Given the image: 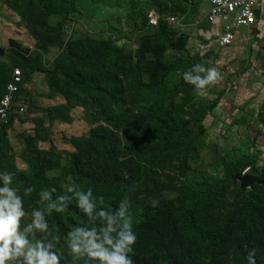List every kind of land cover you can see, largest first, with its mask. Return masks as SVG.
I'll list each match as a JSON object with an SVG mask.
<instances>
[{
  "label": "trees",
  "instance_id": "obj_1",
  "mask_svg": "<svg viewBox=\"0 0 264 264\" xmlns=\"http://www.w3.org/2000/svg\"><path fill=\"white\" fill-rule=\"evenodd\" d=\"M8 1L10 7L21 4L32 11L37 56L31 59L29 50L11 39L7 49L0 47V98L14 68L22 78L15 101L29 96L23 88L29 74L43 73L52 91L64 98L62 108H82L94 125L88 135L72 139L74 150L69 153L54 146L38 149L43 138L26 137L25 152L34 156L33 166L17 172L7 133L12 115L6 124L0 123V172L12 173L24 201L26 215L20 226L30 220L33 208L42 207L39 191L55 189V198L71 177L83 190L91 187L94 195L103 196L100 207L106 210L128 197L137 234L129 254L133 264H247L252 248L257 264H264V163L258 165L247 150L215 161L219 179L194 167L204 148L202 124L211 103L199 99L183 81L182 73L202 57L186 53V37L166 20L186 15L187 0ZM79 1L135 10L133 28L143 35L134 57L109 39L85 35L64 43L67 18ZM144 9L160 17L156 26L148 23ZM51 18L58 20L50 24ZM50 45L61 48L52 70L41 65ZM258 122L253 147L257 137L264 138V112ZM244 172L256 176L257 182L241 189L236 177ZM28 186L33 192L24 195ZM46 219L49 233L58 238L61 264H85L63 243L72 226L87 222L75 202Z\"/></svg>",
  "mask_w": 264,
  "mask_h": 264
},
{
  "label": "rangeland",
  "instance_id": "obj_2",
  "mask_svg": "<svg viewBox=\"0 0 264 264\" xmlns=\"http://www.w3.org/2000/svg\"><path fill=\"white\" fill-rule=\"evenodd\" d=\"M204 0H187L188 13L184 19L183 28H191V21L199 12L200 3ZM193 5L197 12L194 13ZM146 10L144 9L143 12ZM148 17L154 13L146 11ZM135 10L127 7H104L79 1L76 11L67 19L64 43L77 37L88 35L97 39H109L123 49L132 52L138 49V42L143 31L133 28ZM180 18V19H182ZM179 19V18H178ZM58 19L51 18L50 24ZM182 22V23H183ZM190 24V25H189ZM176 27V24H172ZM34 19L32 11L19 4L10 7L8 0H0V47L7 49L9 39L17 42L23 49L29 50L31 59H35L37 51L32 38ZM186 37L185 50L190 56L195 53V46ZM200 41V39H198ZM199 42H197L198 44ZM61 48L50 45L42 54L41 65L52 70L54 59L60 54ZM256 58L247 52H240L239 46L230 53L217 50L201 59L206 67H216L220 79L199 99L211 103L209 112L203 121V150L196 166L206 176L219 179L220 168L214 166L216 160L226 158L231 153L242 155L249 150L258 159V165L264 163V138L257 137L253 147L252 138L259 124L258 118L264 112V53L260 51ZM172 55L168 53L166 56ZM30 65H34L31 60ZM35 66V65H34ZM28 97H18L13 102L12 120L7 129L8 139L13 152L12 166L17 172H24L33 166L34 156L26 153L24 140L26 137L39 135L43 139L37 143L38 149H49L54 146L60 151L72 152L71 141L74 138L86 136L94 126L90 122L88 112L75 106L68 110L62 107L65 100L62 95L54 93L49 86V78L43 73L34 72L23 84ZM64 100L57 103V98ZM23 111L19 112V108ZM243 174L255 177L253 174Z\"/></svg>",
  "mask_w": 264,
  "mask_h": 264
},
{
  "label": "clouds",
  "instance_id": "obj_3",
  "mask_svg": "<svg viewBox=\"0 0 264 264\" xmlns=\"http://www.w3.org/2000/svg\"><path fill=\"white\" fill-rule=\"evenodd\" d=\"M182 79L203 96L220 79V74L216 67L195 63L182 73ZM67 179L62 193L55 198V189L38 192L42 207L33 208L30 220L21 227V218L26 215L24 201L13 185L12 173L0 172V264H61L58 238L49 233L46 217L66 211L72 201L87 218L85 224L72 226L64 238L73 258H84L85 264H133L129 254L137 234L132 227L128 197L123 196L114 209L106 210L100 207L104 204L103 196L94 195L91 187L83 190L71 177ZM32 192V186L24 189V195ZM150 203L155 207L157 201L152 199ZM255 254V248L247 252V264H257Z\"/></svg>",
  "mask_w": 264,
  "mask_h": 264
},
{
  "label": "built area",
  "instance_id": "obj_4",
  "mask_svg": "<svg viewBox=\"0 0 264 264\" xmlns=\"http://www.w3.org/2000/svg\"><path fill=\"white\" fill-rule=\"evenodd\" d=\"M264 0H209V7L205 16L210 26L207 39L212 40L218 48L230 46L235 40L239 29L250 27L255 24L256 12L262 6ZM160 17L151 15L148 23L156 26ZM169 24H176L177 19H166ZM200 52L204 53L205 46L200 45ZM22 85L21 73L14 68L9 82L5 85L0 98V123L6 124L12 113V106L16 93ZM23 107L19 108L22 112Z\"/></svg>",
  "mask_w": 264,
  "mask_h": 264
},
{
  "label": "crops",
  "instance_id": "obj_5",
  "mask_svg": "<svg viewBox=\"0 0 264 264\" xmlns=\"http://www.w3.org/2000/svg\"><path fill=\"white\" fill-rule=\"evenodd\" d=\"M208 7L209 0H204V2L200 3L199 12L197 16L191 21V28L189 29L183 28V24H185L183 22V18L177 19L175 28H177L179 31H182V33L185 35H189L188 41L190 40L189 42L193 43V46L196 45L195 53H197L202 58L211 52L216 53L217 50H221L222 52L225 51L228 54L231 51L236 50L237 46H239L240 52H249L255 57V59L260 57V51L264 53V2L256 12L255 24L250 27L239 29L236 33L233 43L225 48H218L212 40L207 39L210 32V26L205 19ZM193 8L194 13H196V5H193ZM198 39H200V41ZM197 42L199 43L197 44ZM200 45L205 46L204 53H202V51L200 52ZM57 103L63 104V98L58 97Z\"/></svg>",
  "mask_w": 264,
  "mask_h": 264
},
{
  "label": "water",
  "instance_id": "obj_6",
  "mask_svg": "<svg viewBox=\"0 0 264 264\" xmlns=\"http://www.w3.org/2000/svg\"><path fill=\"white\" fill-rule=\"evenodd\" d=\"M238 183L240 184L241 189L249 188L252 184L257 182L255 177H252L247 174H242L236 177Z\"/></svg>",
  "mask_w": 264,
  "mask_h": 264
}]
</instances>
